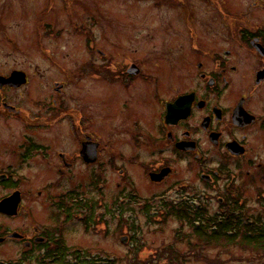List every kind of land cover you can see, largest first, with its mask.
Returning a JSON list of instances; mask_svg holds the SVG:
<instances>
[{
  "label": "flooded vegetation",
  "instance_id": "af4514ba",
  "mask_svg": "<svg viewBox=\"0 0 264 264\" xmlns=\"http://www.w3.org/2000/svg\"><path fill=\"white\" fill-rule=\"evenodd\" d=\"M37 1L0 0V22L21 15L23 29L29 31L26 24H32L33 38L42 46L38 54L48 55L45 40L54 36V28L61 35L68 27L78 38L88 36L84 51L97 53V64L77 65L71 80L57 79L51 87L49 81L36 80L46 89L31 99L26 113L12 98L14 91L33 84L26 70L11 71L25 72L26 83L0 84V105L7 111L1 118L13 117L30 132L24 147L42 165L45 158L46 164L54 163L58 181H69L82 164L97 166L99 180L102 168L114 169V185L124 200L143 197L142 184L153 189L156 199L172 192L188 195L202 186L198 196L208 201L214 195L221 205L232 191L246 190L249 180L250 187L264 189V0H130V13L136 10L132 4H140L143 21H129L122 34L128 44L120 38L109 46L98 35L95 45L84 23V0ZM103 1L93 0L97 17L88 14L97 27L104 24ZM59 5L68 25L57 26L61 22L53 13ZM112 19L116 26L118 19ZM151 22L158 26L150 27ZM85 146L97 147L94 162L83 158ZM7 176L0 184L12 183L20 203L13 216L0 214L14 220L25 214L29 223L12 229L0 223L5 238L0 247L19 252L0 264L67 261L58 248L68 246L67 224L75 219L69 214V194L50 199L47 188L55 182L33 188L27 186L31 178L25 185L22 174ZM159 187L164 190L157 192ZM36 202L43 209L40 215Z\"/></svg>",
  "mask_w": 264,
  "mask_h": 264
},
{
  "label": "rangeland",
  "instance_id": "374dc122",
  "mask_svg": "<svg viewBox=\"0 0 264 264\" xmlns=\"http://www.w3.org/2000/svg\"><path fill=\"white\" fill-rule=\"evenodd\" d=\"M84 1L87 11L84 23L94 34L93 41L96 46L97 35L98 41H101L103 46H109L111 39L116 41L120 38H122L120 42L128 44L123 39L125 35L122 34L128 31L129 21L140 22L144 18V13L138 11L139 6L137 5L140 4H132L136 10L134 13H130V0H104L101 2L104 24L101 27H97V24L94 26L88 18V14L97 17V6L95 8L93 0ZM37 2H43V0ZM62 9V6L59 5V8L55 9L53 13L55 21L60 20L61 22L57 23V26L62 23L68 25L66 21L63 22ZM93 9V13L88 12ZM112 15L119 21L116 26ZM150 15L156 16L154 9L150 10ZM18 17H20V20L10 18L0 22V50H5V53H0V73L9 75L14 68L21 67L26 70L33 84L35 82L38 83L35 90L32 84L23 87L21 91H14L13 93V101L23 104L25 107L22 112L26 113L31 110V99L33 100L34 96L41 93L42 89H46L36 80L43 79L45 84L47 83L46 81H49L50 87L52 82L57 79L60 81L71 80L72 74L77 73V65H83L89 61V63L94 62L97 64V53L92 55L90 54L91 51H84L85 48H89L88 36L78 38L72 34L71 28L68 27L67 30L64 29L65 32L61 35L58 32L55 33L54 28V36L45 40V44L47 43L46 48L47 50L49 48V50L43 53H48V55L38 54L37 51L42 46H39L38 40H36L37 37L33 38L34 26L27 23L26 26L29 27V31H26L22 28L25 25L22 23L23 17L21 15ZM150 19L148 20L152 21V18ZM151 23L150 27L158 26L156 22ZM99 33L101 34V40L99 39ZM117 33L120 34L117 35ZM18 47L19 49L16 50ZM69 50L72 52L68 54ZM78 52H81V54ZM73 79L76 80V77H73ZM0 109L2 110L0 113V173L14 172L19 175L22 174L25 185L27 184L26 177L31 178L32 182L27 186H32L33 188H36V186L42 187L49 181L55 182L47 188L50 193L48 196L50 199L61 197L64 194H69V192H77L81 197L93 201V203L95 202L94 217L88 227L85 225L87 223L85 216L82 218L75 217L67 224V245L80 246L85 248V250L89 249L92 252H97V255L114 258L116 264H264L263 258L258 259L257 254L249 252L239 244L223 246L212 243L207 245L200 243L199 240L190 238L193 243L190 246L188 240L183 238V235L191 231L190 226L182 223L174 216L163 214L164 207L162 206L163 201L177 202L178 200H183L186 196L176 195L172 192L164 199L154 200L151 196L153 189L150 190L146 184H142V196L145 200H147V197L153 199L152 204L158 207L159 210H156L155 215L147 217L141 211V208L145 209L143 204H141L142 199H137L130 202L135 212H131L132 214L124 212L119 215V208L126 207V200L120 198V196L118 197V191L120 190L114 185V181L117 179L114 169L102 168L99 180L97 179V166L88 167L79 164V167L74 169L75 175L69 181H58L53 170L54 163L46 164L45 158L42 165L39 160H36L35 155H29V147H24V140H26L30 132H26L23 126H20L13 117L1 118L7 111L1 105ZM20 143L23 145H20ZM74 148L54 147L53 149L71 151ZM81 171L83 174H77V172ZM90 175L94 178L91 179ZM186 176V173L182 175V177ZM99 183L102 184L101 188H98ZM139 183L141 184L140 180ZM247 184L246 190L242 192L244 194L242 200H245L243 204L246 211H248L249 215L256 217V215L260 214L264 217L262 201L259 199V194L264 189L256 185L250 187L253 185L251 180ZM185 188L188 187L184 186L183 190ZM200 189H203V187L198 186L197 190L193 189V191L188 193L189 195H192V192L201 194L202 190ZM163 190V188L159 187L157 192H162ZM12 192V183L6 186L0 184V198ZM193 196L194 199L197 195L193 194ZM204 202L208 207V215L221 214L219 213L221 208L217 197L214 198L213 195L211 200H204ZM40 205L38 202L34 204L38 215L41 214L39 212L43 211ZM150 211L154 213L151 209ZM27 218L24 214L20 219L14 220L0 214V223H3L8 229H12L23 223L27 225L29 223ZM180 227L182 229L181 235H177ZM122 236L127 237L126 243L120 240ZM169 247H172V250H169ZM18 255L19 252L17 251L13 252L10 249L6 252L0 247V259H9Z\"/></svg>",
  "mask_w": 264,
  "mask_h": 264
},
{
  "label": "trees",
  "instance_id": "16d2710c",
  "mask_svg": "<svg viewBox=\"0 0 264 264\" xmlns=\"http://www.w3.org/2000/svg\"><path fill=\"white\" fill-rule=\"evenodd\" d=\"M239 206V203L236 202V207L231 208L232 206H230L229 212L223 213L221 216L215 215L212 218H207L205 216L206 208L183 204L180 206V211L173 209V214L189 224L191 231L183 235V238L188 240L190 246L193 245V238L207 245L212 243L223 246L239 244L249 252L257 254L258 259H264V225H261L262 219L261 217H253V215L245 219L243 211L237 213L242 209ZM169 250H172V247H169ZM77 260L79 264H116L115 259L103 258L99 255H97L96 260L90 258V255H84L81 258L78 254ZM94 261L97 263H93Z\"/></svg>",
  "mask_w": 264,
  "mask_h": 264
},
{
  "label": "water",
  "instance_id": "95a60500",
  "mask_svg": "<svg viewBox=\"0 0 264 264\" xmlns=\"http://www.w3.org/2000/svg\"><path fill=\"white\" fill-rule=\"evenodd\" d=\"M25 82L26 78L22 72H15L9 78L0 77L1 85L9 84L16 87ZM82 155L88 162L94 161L96 159V148L93 147V150H90L89 148L84 147L82 150ZM19 202V193L13 194L12 196L3 199L0 201V212L13 216L17 212ZM122 240L126 241L125 238H122Z\"/></svg>",
  "mask_w": 264,
  "mask_h": 264
}]
</instances>
